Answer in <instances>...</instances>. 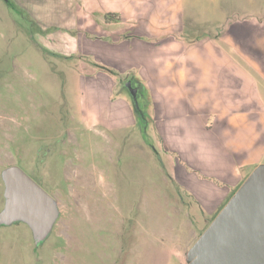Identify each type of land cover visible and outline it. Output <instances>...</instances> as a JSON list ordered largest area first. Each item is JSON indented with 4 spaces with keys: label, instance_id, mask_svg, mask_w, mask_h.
<instances>
[{
    "label": "rangeland",
    "instance_id": "1",
    "mask_svg": "<svg viewBox=\"0 0 264 264\" xmlns=\"http://www.w3.org/2000/svg\"><path fill=\"white\" fill-rule=\"evenodd\" d=\"M87 1L16 0L13 9L0 0V210L2 170L12 164L48 190L60 208L53 231L38 246L26 223L0 224V264H167L170 255L179 261L175 253L185 250L182 260L191 264L190 248L228 200L203 207L175 182L154 119L149 126L144 122L147 131L139 124L89 120L97 87L112 88L109 97L132 105L126 83L138 71L99 61L93 41L120 42L127 24L119 13L111 23L108 12H93ZM184 8L194 19L165 32L185 40V54L194 50L190 69L201 77L190 92L213 107L262 103L264 90L253 94L252 80L245 79L251 85L235 94L205 76L225 66L214 40L244 39L250 42L245 55L255 53L250 40L264 38V27L253 26L252 19L260 12L264 19V0H184ZM146 85L151 87L148 80ZM147 109L154 118V109Z\"/></svg>",
    "mask_w": 264,
    "mask_h": 264
},
{
    "label": "crops",
    "instance_id": "2",
    "mask_svg": "<svg viewBox=\"0 0 264 264\" xmlns=\"http://www.w3.org/2000/svg\"><path fill=\"white\" fill-rule=\"evenodd\" d=\"M87 4L93 12L119 13L127 24L122 41L98 38L97 42L93 41V52L97 48L101 62H122L126 68L131 67L130 70L137 69L138 73L128 79L132 86L140 79L147 87L148 80L150 107L155 111L152 125L159 135L162 155L167 154V159L172 161V178L183 190L190 191L203 207L221 206L243 183L246 173L264 164V99L253 108L244 107L242 100L239 104L213 107L206 104V97L202 102L200 96L190 92L194 80L201 77L193 76L190 69L189 56L194 50L185 54V40L165 32L170 25L176 27L188 17L194 19L184 8V0H88ZM259 14L262 16L261 12ZM223 15L226 19L228 12ZM261 16H254L253 26L264 27ZM136 35L148 38L134 37ZM250 41L256 50L246 56L243 46L249 45V41L214 40L212 43L220 48L225 66L218 74L207 72L205 79L219 80L235 94L244 93L245 87L251 85L245 83V79L252 80V93L261 94L260 86L264 90V38ZM105 46L107 58L104 48L99 50ZM248 69L247 75L242 74V70ZM95 90L89 116L92 123L138 125L131 104L121 97L114 100L109 97L113 94L112 88ZM130 254L138 255L135 251ZM175 255L179 261H174L170 255L167 264H184L182 256ZM134 258L132 261L137 262Z\"/></svg>",
    "mask_w": 264,
    "mask_h": 264
},
{
    "label": "water",
    "instance_id": "3",
    "mask_svg": "<svg viewBox=\"0 0 264 264\" xmlns=\"http://www.w3.org/2000/svg\"><path fill=\"white\" fill-rule=\"evenodd\" d=\"M126 86L137 100V88ZM5 203L0 224L26 223L36 245L51 234L60 216L56 198L21 166L2 170ZM191 264H264V164L234 192L189 250Z\"/></svg>",
    "mask_w": 264,
    "mask_h": 264
},
{
    "label": "trees",
    "instance_id": "4",
    "mask_svg": "<svg viewBox=\"0 0 264 264\" xmlns=\"http://www.w3.org/2000/svg\"><path fill=\"white\" fill-rule=\"evenodd\" d=\"M7 4L9 5V7L11 8H16V4L14 3L13 0H6ZM106 19L107 20H116L118 18H116V14L115 13H107L106 14ZM103 67L106 70L109 71H113L111 68H109L108 66H104ZM115 73V72H114ZM136 81L140 84V92L137 94V100L134 98L133 94L130 91V94L132 96L133 99V112L135 115V118L137 119L138 124L143 128L144 131H147L144 129L145 127V123H147L149 125V123L151 121H153V118L151 117V114L149 113V110L147 109V107L150 106V104L152 103L151 98H150V94H149V90L148 88L142 83V81L140 79H136ZM126 88L128 89V87L126 86ZM139 98L141 99V102L139 101ZM145 122V123H144Z\"/></svg>",
    "mask_w": 264,
    "mask_h": 264
},
{
    "label": "flooded vegetation",
    "instance_id": "5",
    "mask_svg": "<svg viewBox=\"0 0 264 264\" xmlns=\"http://www.w3.org/2000/svg\"><path fill=\"white\" fill-rule=\"evenodd\" d=\"M133 87L137 88V93L136 94H138L140 92V87L141 86L136 80L133 82Z\"/></svg>",
    "mask_w": 264,
    "mask_h": 264
}]
</instances>
